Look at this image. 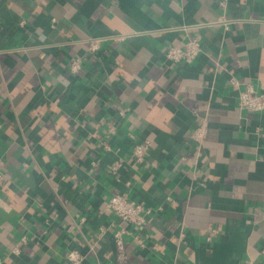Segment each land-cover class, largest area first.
<instances>
[{
	"label": "crops",
	"instance_id": "crops-1",
	"mask_svg": "<svg viewBox=\"0 0 264 264\" xmlns=\"http://www.w3.org/2000/svg\"><path fill=\"white\" fill-rule=\"evenodd\" d=\"M220 1L0 0V264H119L122 227L125 264H264V111L239 105L264 92V0ZM117 191L152 209L144 246Z\"/></svg>",
	"mask_w": 264,
	"mask_h": 264
},
{
	"label": "built area",
	"instance_id": "built-area-1",
	"mask_svg": "<svg viewBox=\"0 0 264 264\" xmlns=\"http://www.w3.org/2000/svg\"><path fill=\"white\" fill-rule=\"evenodd\" d=\"M225 1L221 0L220 4L225 5ZM226 25L229 20H221ZM122 36H120L121 38ZM100 49V41L92 39L89 44L88 54H96ZM202 52V34L197 32L190 36L182 45L181 44H169L166 47L165 55L168 59L173 62L185 63L190 62L198 57ZM86 59L84 57H78L72 62L71 69L76 72L78 71ZM232 83L238 86L239 81L234 77ZM239 105L242 109L249 112H260L264 111V92L257 91L251 84H247L244 89L239 93ZM197 138H202V130H198L196 133ZM152 141L150 139H144L142 141H135L131 152V157L134 165H143L148 158V153ZM106 147H109L108 145ZM4 165L5 160L0 156V183L4 180ZM124 165L123 160L118 159L109 166L111 173H118ZM107 210L114 213L122 222H125L135 229L134 237L139 243L144 246V241L141 236V232L146 228L149 221V217L152 214V209L146 207L141 201L131 198L127 192L117 191L109 198L106 203ZM129 230L126 227L118 229L114 233V241L117 249V257L119 264H125L127 262L126 254V234ZM22 242H27V237L21 238ZM14 251L20 253L21 247L19 244L15 247ZM264 253V244L261 248ZM67 258L72 264H85V255L79 250H71L67 254ZM244 264H254L252 260H246Z\"/></svg>",
	"mask_w": 264,
	"mask_h": 264
}]
</instances>
